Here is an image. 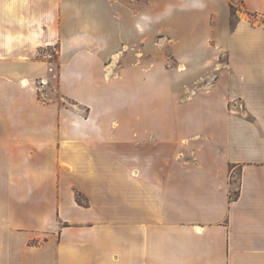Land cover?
I'll return each instance as SVG.
<instances>
[{
	"label": "crops",
	"instance_id": "1",
	"mask_svg": "<svg viewBox=\"0 0 264 264\" xmlns=\"http://www.w3.org/2000/svg\"><path fill=\"white\" fill-rule=\"evenodd\" d=\"M0 264H264V0H0Z\"/></svg>",
	"mask_w": 264,
	"mask_h": 264
},
{
	"label": "rangeland",
	"instance_id": "2",
	"mask_svg": "<svg viewBox=\"0 0 264 264\" xmlns=\"http://www.w3.org/2000/svg\"><path fill=\"white\" fill-rule=\"evenodd\" d=\"M234 18L232 23H234ZM166 56V63H167V68L169 70H173L175 71L176 68L178 67L176 64V61L169 56V54L166 52L165 53ZM42 59H48L49 61H52L54 64L52 65L53 70L50 73V75H48V87L46 88V91L48 93V101L52 100V101H58L59 103H63L64 105L67 106V108H71V109H77L76 106L68 99H65L64 97H62L61 95H59L56 91V79H57V51L56 49H48L47 51H43L42 52ZM178 69V68H177ZM186 69V67L184 68ZM183 69V70H184ZM155 70L156 68L153 69L152 72H149L148 74V78H147V88L146 90H143L142 92V104H143V111L147 112V117L151 120V119H156L161 117L162 112L159 110L163 104H166L169 100H167V98L164 95H161L158 91H157V82H156V78L155 76ZM43 79V78H40ZM40 79H36L35 81V86H37V82ZM138 81H141V77L137 78ZM50 87V89H49ZM52 88V90H51ZM37 95L39 100H41V96L39 95L38 91H37ZM146 101V105L144 104V102ZM82 114H86V111L82 110L81 112ZM118 115L116 114H111V120L113 118H117ZM120 119V118H117ZM237 179H234L233 182L235 183ZM234 193L237 192L236 189L234 188ZM234 193L232 194V197L234 196ZM40 197L41 196V191H37L35 190V197ZM76 198L78 200V202H84V199H82L78 194L76 195ZM35 214L41 213V206L40 205H36L35 204ZM37 224V225H36ZM42 223H36L35 222V229L42 228Z\"/></svg>",
	"mask_w": 264,
	"mask_h": 264
},
{
	"label": "built area",
	"instance_id": "3",
	"mask_svg": "<svg viewBox=\"0 0 264 264\" xmlns=\"http://www.w3.org/2000/svg\"><path fill=\"white\" fill-rule=\"evenodd\" d=\"M48 87V81L47 79H40L37 82V86L36 89L39 93V95L41 96V102L45 103L46 101H48V93L46 91V88Z\"/></svg>",
	"mask_w": 264,
	"mask_h": 264
},
{
	"label": "trees",
	"instance_id": "4",
	"mask_svg": "<svg viewBox=\"0 0 264 264\" xmlns=\"http://www.w3.org/2000/svg\"><path fill=\"white\" fill-rule=\"evenodd\" d=\"M231 14H232V17H234V15H235V9L232 6H231ZM236 197H237V192L234 193V197L233 198H236Z\"/></svg>",
	"mask_w": 264,
	"mask_h": 264
}]
</instances>
